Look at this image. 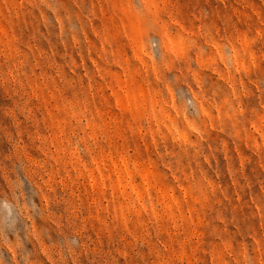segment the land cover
<instances>
[{
	"label": "rangeland",
	"instance_id": "rangeland-1",
	"mask_svg": "<svg viewBox=\"0 0 264 264\" xmlns=\"http://www.w3.org/2000/svg\"><path fill=\"white\" fill-rule=\"evenodd\" d=\"M0 264H264V0H0Z\"/></svg>",
	"mask_w": 264,
	"mask_h": 264
}]
</instances>
